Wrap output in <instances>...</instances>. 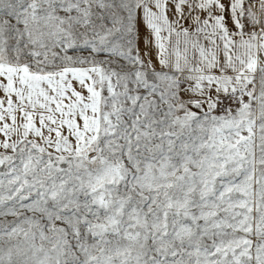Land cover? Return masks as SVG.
I'll return each instance as SVG.
<instances>
[{"label":"snow or ice","instance_id":"obj_1","mask_svg":"<svg viewBox=\"0 0 264 264\" xmlns=\"http://www.w3.org/2000/svg\"><path fill=\"white\" fill-rule=\"evenodd\" d=\"M0 264H264V0H0Z\"/></svg>","mask_w":264,"mask_h":264}]
</instances>
